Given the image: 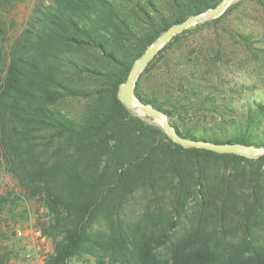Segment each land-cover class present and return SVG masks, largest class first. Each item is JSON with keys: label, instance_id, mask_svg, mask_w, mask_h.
Returning a JSON list of instances; mask_svg holds the SVG:
<instances>
[{"label": "trees", "instance_id": "1", "mask_svg": "<svg viewBox=\"0 0 264 264\" xmlns=\"http://www.w3.org/2000/svg\"><path fill=\"white\" fill-rule=\"evenodd\" d=\"M11 1L0 0V188L3 172L16 187L0 192V218L38 201L48 264H264V155L184 146L120 98L137 58L221 0H39L15 36ZM246 1L174 34L135 82L184 137L264 146V101L224 74L264 64V33L229 25L239 55L186 37L233 22Z\"/></svg>", "mask_w": 264, "mask_h": 264}, {"label": "rangeland", "instance_id": "2", "mask_svg": "<svg viewBox=\"0 0 264 264\" xmlns=\"http://www.w3.org/2000/svg\"><path fill=\"white\" fill-rule=\"evenodd\" d=\"M38 2L39 0H12L9 3L6 18L9 25H13L9 28L11 36L17 35L26 25ZM241 9L235 14L233 22L218 25L203 24L197 30L189 32L186 37L194 44L203 42L205 49L224 45L227 49H234L239 55V43L228 37L227 27L229 25H240L241 29H254L258 33H264V8L248 0L244 2ZM238 57L236 56L235 59ZM224 74L227 78L229 77L235 90H240V86L243 85L241 97L243 100L246 98L244 93L250 92L251 97L264 101V64L249 61L241 67L230 65ZM140 114L145 115L146 113ZM12 187H16V180L10 173L3 172L0 192ZM139 204L136 208H139ZM47 217L46 209L38 201L21 202L13 214L7 211L1 214L0 254L8 255L9 259L6 264H48L47 259L54 249L53 240L44 235L38 226L39 221ZM95 263L96 257L83 255L71 259L67 264Z\"/></svg>", "mask_w": 264, "mask_h": 264}, {"label": "water", "instance_id": "3", "mask_svg": "<svg viewBox=\"0 0 264 264\" xmlns=\"http://www.w3.org/2000/svg\"><path fill=\"white\" fill-rule=\"evenodd\" d=\"M233 1L235 0H221V2L215 8H209L202 12L196 13L188 17L183 22L177 23L168 28L142 56L135 60L127 80L120 89V98L131 110L136 111L139 114L146 113L151 115L157 120L158 123H160L162 128L170 135L173 140L184 146L204 147L217 152H232L246 155L248 157H258L260 155H264V146L248 145L238 142L214 143L184 137L172 124L170 117L165 111L155 107L152 104L141 101L140 98L133 92L135 82L142 70L174 34L181 32L185 28L200 21L219 16Z\"/></svg>", "mask_w": 264, "mask_h": 264}]
</instances>
